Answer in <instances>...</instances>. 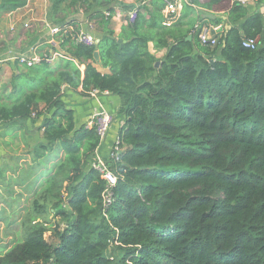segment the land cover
I'll return each mask as SVG.
<instances>
[{
	"label": "trees",
	"instance_id": "16d2710c",
	"mask_svg": "<svg viewBox=\"0 0 264 264\" xmlns=\"http://www.w3.org/2000/svg\"><path fill=\"white\" fill-rule=\"evenodd\" d=\"M113 1L50 0V20L61 24L51 50L61 57L53 66L15 61L10 92L0 91V122L41 120L44 141V155L28 156L27 170L5 183L10 195L25 189L31 205L21 209L29 220L0 264H264L262 15H248L239 0L231 8L209 0L205 8L243 21L210 47L198 39L196 0L170 27L162 26L163 0H138V20L118 35L111 17L93 10ZM68 2L89 14L95 45L72 39L78 26L61 16ZM255 38L256 49L242 46ZM149 43L166 50L161 61ZM66 88L121 99L122 153L119 162L106 159L116 176L108 205L90 164L101 142L93 129L76 128ZM34 168L42 170L31 175Z\"/></svg>",
	"mask_w": 264,
	"mask_h": 264
},
{
	"label": "crops",
	"instance_id": "0c3cea01",
	"mask_svg": "<svg viewBox=\"0 0 264 264\" xmlns=\"http://www.w3.org/2000/svg\"><path fill=\"white\" fill-rule=\"evenodd\" d=\"M174 1L176 2L175 4L177 9L174 14L170 15L173 18L172 24L179 18L180 14L182 13L183 6H191L190 2L192 0ZM234 1L235 0H229L230 8ZM196 2L199 6L192 5V7L195 10L196 17H198V20L196 21L197 24L202 23L204 28L210 29L214 36L220 35L221 33H224L234 27L241 28L243 21L231 22L228 20L227 10L224 11L223 9L219 10L205 8L204 6L208 4L209 0H196ZM140 4L141 2L138 0H123L122 3H119L118 0H114L108 8L94 7V9H92L94 11H100L102 14L105 11L110 12V9H112V12H110L112 15L110 20L111 29L114 30L116 35H118L121 28L129 26L124 24L123 12L134 7H139ZM66 5L69 6L67 7ZM241 5L246 8L248 15L253 16L255 14H260L264 20V0H249L245 4ZM50 8V0H29L28 2L26 0H0V59L6 61L0 72V75L3 73L2 76H0V84L4 87L3 90L0 91L5 93L10 92L8 85L12 74L15 73V61L11 62V60L31 51H34L37 55H47V53H53L51 47L55 46L54 40L56 35L51 33V29L60 27L61 24L54 23L52 20H50ZM61 10V16L65 17V22L76 23V25L80 28L85 26V22L89 18V14L83 13L79 6L71 5L69 2L64 4L61 7ZM161 14L163 16L162 26L170 27L172 24L170 26H166L167 15L165 13V3ZM211 22L219 23L215 24ZM94 33L99 40V33L95 32V29ZM148 48L149 51L160 61L164 58L166 50L163 49L160 51H155L153 49L152 43L148 44ZM56 62L57 59L51 63V66H53ZM5 68L6 70H4ZM98 71L103 74L109 73L107 69H102L100 67H98ZM81 91V88H78L76 92H72L68 88L64 89L63 91V100L66 103L68 109L72 110L74 113V122L76 128L85 125L86 128L91 129L93 116L97 113L105 112L110 114L113 118L110 132L108 133L105 140L100 143V146L95 151L94 158L90 161L91 163L92 161H95L94 159L96 158H102V160L106 162L108 150L118 137L121 127L119 125L124 121V119L122 120L124 115L120 113L121 99L114 95L98 92H92L88 93L87 95H83ZM16 126L0 122V143L5 148V153L2 156H11L9 147L12 145L10 144L13 142V140L18 138L16 135L17 130H22L20 125V127H18V125ZM25 129L26 128L24 127V131ZM39 132L40 142L44 143L41 138L42 131ZM39 132L35 131L34 133H36L38 136ZM47 162L48 161L45 163ZM45 167V164L42 165V168ZM5 168H7V166H5ZM6 170L7 169H5V171ZM8 179L11 180V176L8 177ZM6 180L7 179H5V183ZM28 201L31 202L30 198ZM29 202L28 205L30 204Z\"/></svg>",
	"mask_w": 264,
	"mask_h": 264
},
{
	"label": "built area",
	"instance_id": "2783aa9c",
	"mask_svg": "<svg viewBox=\"0 0 264 264\" xmlns=\"http://www.w3.org/2000/svg\"><path fill=\"white\" fill-rule=\"evenodd\" d=\"M27 2L29 0H26ZM165 3V13L167 15V22L166 26H170L173 22V18L170 16L171 14H174V12L177 9L176 2L174 0H163ZM249 0H239L240 4H245ZM119 3H122L123 0H118ZM119 10V8H118ZM103 16L105 18H112V15L109 11L103 12ZM123 19L124 24L126 25H133L138 20V9L137 7L131 8L129 10H126L123 12ZM94 23L90 22L89 19L85 22L84 27H78L75 30L69 29L72 35V39L77 42L84 44L86 46H93L98 42L97 36L94 33ZM61 29L59 27L52 28L51 33L53 35H57L60 33ZM198 39L201 45L203 46H210L213 47L216 45V38L214 34L211 33L210 29L208 28H201V30L198 33ZM259 38L255 39H247L242 41V46L244 48H248L251 50H254L258 47ZM61 57L60 53H51L50 55H37L34 51H31L29 53L20 55L16 58H14V61H17V63L21 66L25 67H31L34 65L39 64L41 61H45L49 64L54 62L57 58ZM12 61V60H11ZM6 61L3 59H0V72L2 70V67ZM107 94V93H105ZM113 123V118L108 113H97L93 116L92 121V128L96 134V136L99 138L100 142L104 141L107 137L108 133L110 132L111 126ZM120 126H123V122H121ZM122 153V148L120 147L118 137L116 140L112 143L110 149L108 150L106 159L113 161V162H119L120 161V154ZM91 167L96 170L100 176L101 179L105 183V190L102 194L103 201L105 205H108L111 203L112 199V192L111 189L116 184V176L112 173L110 170V165L104 162L103 160L96 158L95 161H92Z\"/></svg>",
	"mask_w": 264,
	"mask_h": 264
},
{
	"label": "rangeland",
	"instance_id": "374dc122",
	"mask_svg": "<svg viewBox=\"0 0 264 264\" xmlns=\"http://www.w3.org/2000/svg\"><path fill=\"white\" fill-rule=\"evenodd\" d=\"M66 6L68 7L69 5ZM82 12L85 13L83 9ZM11 62H14V60H12ZM4 70H6V68ZM2 74L0 76H2ZM0 88H1L0 90H3L4 87L1 86L0 84ZM123 119L124 117L122 118V120ZM40 123L41 120H38L37 122L29 121L26 124L25 131L23 125L21 126L22 130H17L16 135L18 138L16 140H13V142L10 144L12 146L9 147L11 156H2L5 153V148L0 143V172L1 169L7 166V168H5L7 170L5 171V173H3V176L0 177V254L2 255L21 238L22 236L21 223L27 222L29 220V216H27L26 213L21 212L22 208L29 206L28 205L29 196L27 192H25V189H21L16 186L12 187L11 195L8 194L7 192H4V187H5L4 180L5 179L8 180V177L10 176L12 177V174L14 172L17 173L19 171L27 170L28 168L27 165L29 162L27 156L44 155V153L40 152L38 149V145L41 144L39 139L40 132L38 133V136L36 135V133H34L37 130ZM18 127L20 126L18 125ZM47 161L48 162L45 164L46 166L45 168L49 166V160ZM41 170L42 168L40 169L34 168L32 170L33 174L31 175H35L36 171H41ZM31 175H29L27 172V176H31ZM15 177L16 176L13 175V179ZM53 222H59V221L54 219L52 220V222L50 221L51 224H53ZM46 236H49V234L47 233Z\"/></svg>",
	"mask_w": 264,
	"mask_h": 264
},
{
	"label": "water",
	"instance_id": "95a60500",
	"mask_svg": "<svg viewBox=\"0 0 264 264\" xmlns=\"http://www.w3.org/2000/svg\"><path fill=\"white\" fill-rule=\"evenodd\" d=\"M208 17H209V16H208ZM214 33H215V32H214ZM94 56H95V58H97V54H96V53H95ZM157 66H158V63L155 64V67H157Z\"/></svg>",
	"mask_w": 264,
	"mask_h": 264
}]
</instances>
